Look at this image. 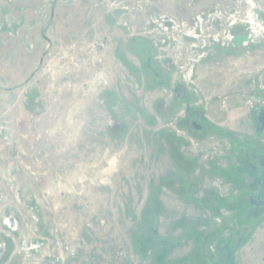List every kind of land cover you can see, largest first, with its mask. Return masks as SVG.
I'll use <instances>...</instances> for the list:
<instances>
[{
	"label": "rangeland",
	"instance_id": "obj_1",
	"mask_svg": "<svg viewBox=\"0 0 264 264\" xmlns=\"http://www.w3.org/2000/svg\"><path fill=\"white\" fill-rule=\"evenodd\" d=\"M250 17L264 0H0V264H180L222 220L264 264V210L234 226L221 175L264 90V36L231 38ZM185 103L220 129L175 125Z\"/></svg>",
	"mask_w": 264,
	"mask_h": 264
},
{
	"label": "flooded vegetation",
	"instance_id": "obj_2",
	"mask_svg": "<svg viewBox=\"0 0 264 264\" xmlns=\"http://www.w3.org/2000/svg\"><path fill=\"white\" fill-rule=\"evenodd\" d=\"M255 37L249 31L245 36H232L231 38L234 43H239L244 38L246 41H253ZM172 92L176 100H186L188 97L185 88L181 85L174 86ZM245 94L248 96L255 95L253 92H245ZM234 96L237 97V95ZM253 99L248 101L245 114L246 127L248 128L247 134L242 141H232L231 145L238 163L232 164L229 170H223L222 174L220 173L223 176H229L231 181L236 180L241 184L246 205H237V208L228 206L229 210H234L235 214L233 215L235 219L232 224L241 228L250 225L264 210V90L259 92L258 100L256 97H253ZM179 115H181V118H175V125L189 130L201 131L206 125L220 129V125L223 124L222 122L207 119L204 114L202 116V113L194 114L191 112L188 103H185L184 109ZM216 192L215 190L213 193ZM238 193L239 190L236 191V194ZM213 200L216 201L215 205L220 204L221 209L227 207L221 196H215ZM236 209L238 211L237 215L235 213ZM219 223H222V226L225 225V230H214V234L209 239L207 238L208 236L198 237L200 240L202 239L201 242L203 244L207 240L208 242L210 241L209 243L207 242V248H204L206 250L194 251L180 264H241L236 256V247L243 242V236H241V233H232V230L228 227L227 220L219 221Z\"/></svg>",
	"mask_w": 264,
	"mask_h": 264
},
{
	"label": "built area",
	"instance_id": "obj_3",
	"mask_svg": "<svg viewBox=\"0 0 264 264\" xmlns=\"http://www.w3.org/2000/svg\"><path fill=\"white\" fill-rule=\"evenodd\" d=\"M254 19L256 18L250 17L249 21H247V23L250 25V33H252L254 36L264 35V25L259 24Z\"/></svg>",
	"mask_w": 264,
	"mask_h": 264
},
{
	"label": "water",
	"instance_id": "obj_4",
	"mask_svg": "<svg viewBox=\"0 0 264 264\" xmlns=\"http://www.w3.org/2000/svg\"><path fill=\"white\" fill-rule=\"evenodd\" d=\"M235 40H238V39H235ZM244 40H245V38H244Z\"/></svg>",
	"mask_w": 264,
	"mask_h": 264
}]
</instances>
